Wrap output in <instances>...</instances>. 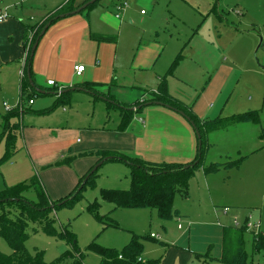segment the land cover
Instances as JSON below:
<instances>
[{
  "label": "crops",
  "instance_id": "1",
  "mask_svg": "<svg viewBox=\"0 0 264 264\" xmlns=\"http://www.w3.org/2000/svg\"><path fill=\"white\" fill-rule=\"evenodd\" d=\"M86 1L0 0V11L9 16L0 21V137L9 123L20 127L21 142L13 136L10 145L16 140L27 161L39 167L43 190L51 202L75 197L83 190L87 175L106 157L123 155L150 164L187 167L198 159L200 147L184 111L147 105L136 112L128 129L121 130L122 113L106 98L127 105L150 103L151 92L166 79L170 96L192 113L202 128L203 162L193 169L187 189L174 197V215L168 221L160 218L157 209H121L102 200L113 211L124 210L116 217L128 229L124 248L138 238L142 250L136 259H142L137 261L140 264H227L223 260L228 253L227 237L241 234L239 244L246 253V264H264V248L255 246L253 233L243 234L239 231L242 227L234 224L252 217L239 215V208L245 206L240 193L264 190V43L260 39L264 36V0H232L226 7L220 0H181L187 14L195 15L193 26L184 22L190 41L182 49L181 44L169 45L159 35L163 32L152 27L159 5L168 8L173 0H100L49 26L30 65L36 88L26 86L23 58L30 34L38 33L49 18L70 14ZM123 2L129 6L118 11L117 4ZM141 6L151 11L141 14L142 24L137 26L130 13ZM180 55L182 60L171 72ZM77 65L85 68L82 76L76 75ZM252 79L256 87L250 85ZM180 83L190 92L199 90L190 96L179 90ZM232 84L230 98L224 100V92ZM60 87H85L92 93L75 90L68 104L56 108ZM30 98L34 105H28ZM250 113L251 119H239ZM12 132L17 131L14 128ZM110 161L112 170L130 176V186H122L130 189V165L109 159L102 166ZM212 166L217 168L208 171ZM115 186L101 184L103 190L121 188ZM175 220L177 230L172 228ZM255 221L264 235L261 220ZM148 227L163 231L149 233ZM95 254L101 264L102 257Z\"/></svg>",
  "mask_w": 264,
  "mask_h": 264
},
{
  "label": "trees",
  "instance_id": "2",
  "mask_svg": "<svg viewBox=\"0 0 264 264\" xmlns=\"http://www.w3.org/2000/svg\"><path fill=\"white\" fill-rule=\"evenodd\" d=\"M90 1V0H87ZM86 1V2H87ZM100 1V0H99ZM96 2L92 5H89L88 8L96 5ZM86 4V3H84ZM122 4V3H121ZM119 5V4H118ZM87 8V9H88ZM60 14V13H58ZM60 15H56L53 18H49L41 30L33 35V41L28 51L29 56L27 59L26 68L24 69V76H22V81L24 84L31 85L28 77V70L30 69L31 61V50L33 45L38 39V36L41 34V31L51 22H55L59 19ZM182 55H180L175 62L172 64L171 72L175 70L180 62ZM30 74L32 78V85L36 88V85L33 82L32 70L30 69ZM166 79L161 84V86L156 90L151 92V97H153L150 102H161L163 104H169L175 108H179L180 111H184L187 114V117L190 118V121H193L195 126L198 127L202 136V128L199 126L198 122L195 121V118L192 113L184 110L182 105L178 104L174 97L170 96L169 89L167 85ZM85 88V87H84ZM88 89V88H86ZM71 92L61 93L59 98L61 99L56 108L59 105L68 104V97ZM94 94V93H93ZM96 97H99L96 92L94 94ZM109 99V103L113 105V107L120 110L121 114V124L119 129L126 130L128 126L132 122L135 117L136 112H139L141 109L145 108L148 103L146 102H138L135 105H127L117 102L115 99L106 96ZM24 104V102H23ZM24 106V105H23ZM132 108H136L135 111H132ZM178 109V110H179ZM253 113L244 114L240 116L239 119L249 120L251 119ZM7 119V118H6ZM9 120V119H8ZM13 126L11 127L10 123L5 126L4 133L0 137V141L6 140L7 147H11V142L13 140ZM203 142V140H202ZM204 143V142H203ZM203 146L201 150H199L198 159L193 167L186 168V166L179 167L177 165L172 164H156V163H147L141 159H130L123 155L113 156L111 160L114 161H123L130 165L132 168V185L128 190H101L102 191V200L105 202L111 203L116 208H149V209H157L159 216L162 220L168 221L173 218L174 215V204L173 200L177 193H180L187 188V184L189 179L192 176L193 169L197 168L203 161ZM1 162V161H0ZM1 164V163H0ZM217 166H212L208 169V171L214 170ZM96 173L91 175V178L87 181V183L83 186L86 187L88 184L92 182V179L96 177ZM23 186H14V188H9L5 191L0 192V206H13V209H4L5 207H0V236L7 241L12 249V254L5 255L0 252V264H86L85 263V255L80 251L77 246V240L75 236L66 232L65 230L59 231L57 227H55V220L51 217L53 210L57 207H61L62 205L70 204L78 196L81 194L82 190L79 191L75 197L71 195L61 199L59 202H51L48 199L46 192H41L38 195V201H32L22 198L17 192H23L25 189ZM12 193V198L17 197L19 200L9 199V194ZM11 197V196H10ZM14 200V201H11ZM90 210L95 215L98 216L99 212V204L96 201L90 205ZM11 208V207H10ZM100 222H104V217L98 216ZM105 223V222H104ZM34 224L33 232L37 233L38 231H42L44 234L53 236L54 238L64 240L68 244L71 245V251L64 252L62 257L58 258L53 262L45 261V254L42 251H35V253L30 254L26 249V242L28 241L30 235L31 225ZM106 224V223H105ZM107 226H117V224H106ZM37 226V227H36ZM243 234L247 231L245 227L239 229ZM253 240L255 246L261 250L264 248V235L260 234L258 237L253 233ZM231 240V252H229L228 240ZM242 240L241 234H234L227 237L226 249L228 251L227 254L224 255L223 260L227 264H246V253L240 245V241ZM87 250L90 252L98 253L102 257L101 264H140L137 262V255L142 250V245L138 238H135L133 242L127 245L122 252H116L112 249H105L93 242V244L87 247ZM120 256L122 258H120Z\"/></svg>",
  "mask_w": 264,
  "mask_h": 264
},
{
  "label": "rangeland",
  "instance_id": "3",
  "mask_svg": "<svg viewBox=\"0 0 264 264\" xmlns=\"http://www.w3.org/2000/svg\"><path fill=\"white\" fill-rule=\"evenodd\" d=\"M105 1L106 0H102V2ZM231 1L232 0H220V2L223 3V6H225L226 3H229L230 5ZM172 2L173 3L171 6L168 4V8L165 7L166 4L164 3L159 5V8L155 15V19H154L155 21L153 22L152 27L157 28L158 29L157 32L160 31L163 32V33H159V35L163 40H167L169 45L172 42L173 45L181 44L182 45L181 49H182L183 46L184 45L186 46V44H188V42L190 41L189 38L186 39L187 35L184 33V22L190 23L193 26L194 23H191V20L193 19L191 18H193L195 15L191 16L187 14L184 7L181 6L182 4L181 0H173ZM240 8L244 9L242 5ZM142 11H144L146 14V12L148 13L151 11V8L150 7L147 8V6H141L139 8H134L133 12L130 13L132 19L136 22L137 26L141 23L140 19H141ZM199 19L200 18L197 17L195 20L197 21ZM127 23L130 24V21H128ZM261 24L262 26H264L263 22H261ZM140 28L142 27L140 26ZM169 34L173 35L172 39H168L170 37ZM246 35H250V34H246ZM261 37L263 38V43H264V36L261 35L260 39ZM260 39L257 46L261 42ZM248 41H249L248 38H246L245 42ZM241 43L242 41L239 44L241 45ZM182 58L180 59V61L182 60ZM231 71L234 72L235 69L231 68ZM178 73H180V71H178L177 74ZM140 76L141 74H138L136 76V79L140 80L139 79ZM245 78H247V75H245ZM251 82L252 83H250V85L252 87H256V85L253 83V79ZM204 84L205 82H202L201 85ZM135 85H140V84L139 82H135ZM180 86H181L179 88L180 91H184L188 93L190 96L192 95L193 97L196 94V91L199 90L198 88H193V91L190 92V89H188L185 85L183 86L182 83H180ZM135 87H139V86H135ZM202 87H201V91L203 90ZM233 87H234L233 84L227 86L224 92L225 95L224 100L228 101V99L230 98V94L234 89ZM144 88H147V91L149 90L148 87H144ZM150 89H154V88L150 87ZM77 94H82V93H77ZM67 108L69 109L70 107ZM14 128L16 129L17 132H15L13 136L17 137V139L19 138L18 140L22 139L20 127L14 125L13 129ZM5 141H6L5 139L0 141V155L2 156L0 157V161H1L0 192L5 191L9 188H14V186H23L22 188L25 190L23 192L20 193L17 192V193L22 198L27 199L29 201L30 200L38 201L39 193L45 191L43 190L44 184L42 181L39 167L34 166V164L29 159L27 161L25 151H23L22 147L18 145L16 146V140L13 143V147H7ZM3 142L5 144H3ZM4 145L6 148L4 147ZM23 155H25L24 161H23ZM18 158H22V160L21 159L18 160ZM111 162L113 161L106 163V165L102 166L100 169L97 170L96 175L97 177H99L100 175V177L99 178L96 177L98 181L94 185L92 183L90 185L88 184L86 187H84L81 194L78 196V198H76V200H74L70 204L57 207L55 210H53L51 214V217L55 220L54 222L55 227H57L59 231L65 230L66 232H70L75 236L77 240L78 248L85 255L86 264L100 263L99 256L87 250V247L93 244V242L97 243L98 245H101L102 247L105 248L111 247L113 250L115 249L114 251L120 252L124 248V244H126L125 243L126 237H128L127 236L128 229L124 227V225L120 224L119 221L116 220L117 214H119L118 212H123L124 210L113 211V208L109 203L106 204L102 201L101 190L104 189L103 187H101L102 181L105 183V185L109 184V185H116L115 187H121V188H110L112 190L115 189L121 191L127 190L129 187L127 189H124V187H122L123 184H127V186H130V176L119 174L118 172L112 170V168L109 166H112V164L114 163ZM18 167L20 169L15 171L13 174L14 171L13 169H16ZM11 170L13 171L11 172ZM107 189L108 187L106 188V190ZM8 198L19 199L17 197L12 198V193L9 194ZM240 198L242 199V204L244 203L245 206L239 208V210L241 211L239 212L240 213L239 215L242 217H246V215H251L252 217H254L253 219L261 220L262 223L261 230L264 231V190L261 189V191H245L240 193ZM96 201L100 206L98 216L104 217L103 221L106 224L114 223L117 224L119 227L105 225L104 222L99 221L97 215L91 212L90 205L92 203H95ZM0 207H5L4 209L6 210L7 209L15 210L13 209V206L5 205ZM235 210L236 209H233L234 213ZM177 225L178 224H176V220H175L174 224H172V228L177 230ZM34 226H35L34 224L31 225L30 235L28 241L26 242V249L30 254L35 253V251L37 250L42 251L45 254V261L50 263L62 257V254H64V252H67L69 250L71 251V245L68 244L66 241L44 234L41 230L38 231L37 233L33 232ZM162 231H163L162 229H158L155 227L150 229L148 227L149 233L157 232L161 234ZM159 241H161V239H159ZM0 252L5 255L12 254V249L10 245L1 236H0Z\"/></svg>",
  "mask_w": 264,
  "mask_h": 264
},
{
  "label": "water",
  "instance_id": "4",
  "mask_svg": "<svg viewBox=\"0 0 264 264\" xmlns=\"http://www.w3.org/2000/svg\"><path fill=\"white\" fill-rule=\"evenodd\" d=\"M98 1H99V0H90V1H87L86 4L82 5V7L78 8L77 10L72 11L70 14H63V15H60L59 17L64 18V17H66V16H70L71 14L74 15V14H76V13H80V12L86 10V8L89 7V5H92V4H94V3L98 2ZM51 24H52V23L49 22V24H48L47 26H45V28L41 31V34L38 36L37 41H36L35 44L33 45L32 50H31V61H32V59H33V57H34V55H35L34 53H35V51H36V49H37V47H38V44H39V42H40V40H41V36L45 33V31L49 28V26H50ZM30 63H31V62H30ZM28 77H29V81H30V83H31V85H32V78H31V74H30V69L28 70ZM75 90L83 91V92H88V93H92L90 90L88 91V90H86V89H84V88H82V87H73L72 89L59 91L58 94H61V93H68V92H71V93H72V92L75 91ZM58 94H57V95H58ZM152 104H156V105H160V106H167L168 108L174 109V108H173L172 106H170L169 104H166V105H165V104H163V103H161V102H150V103H148L147 105L151 106ZM131 110H132V111H135L136 108H132ZM174 110L176 111V109H174ZM181 114L185 115L184 112H182ZM185 117L190 121V118H188L187 116H185ZM190 123H191L192 126H194V128H195V130H196L197 138H198V142H199V147H200L199 150H201V147H202V145H203V142H202V140H201V133H200V130L198 129L197 126H195V124H194L193 121H190ZM109 159H112V157H106V159H104V161H101L98 165H96V166L91 170L90 174L87 175V178L85 179V181L83 182L82 185H85V183L91 178V175H92L96 170H98V168H100V167H101L106 161H108ZM196 164H198V162H196L195 165H196ZM193 166H194V165H189V166H187L186 168H190V167H193ZM81 187H82V186H81ZM81 187H80L79 189H81ZM16 200H19V199H16ZM11 201H14V200H11Z\"/></svg>",
  "mask_w": 264,
  "mask_h": 264
},
{
  "label": "built area",
  "instance_id": "5",
  "mask_svg": "<svg viewBox=\"0 0 264 264\" xmlns=\"http://www.w3.org/2000/svg\"><path fill=\"white\" fill-rule=\"evenodd\" d=\"M117 5H118V4H117ZM127 6H129L128 3H127V2H123L122 4H119V5L117 6V9H118V11H120L121 9H124V8L127 7ZM142 13L144 14L145 12L143 11ZM117 16L119 17V16H120V13H118ZM8 18H9L8 14L2 13V12L0 11V21H1V22L6 21ZM30 35H31V36L29 37L30 41H29V43H28V45H27V47H26L27 50H26V52H25V56H24V58H23V69L26 68L27 59H28V56H29L28 51H29L30 46H31V44H32V41H33V39H34V38H33V33H31ZM74 68H75V72H76V75H77V76H82V74H83L84 71H85V68H84L83 66H81V65H77V66H75ZM22 75L24 76V74H22ZM47 83H48L50 86H57V84H55L54 81H48ZM62 90H63V89L60 87V88H59V91H62ZM34 103H35V100H34L33 98H30L29 101H28V105L31 106V105H34ZM6 110H10V108H8L7 105H6ZM22 110H24V106H23V104H22V106H21V111H22ZM228 211H229V209H225V212H228ZM234 224H235L236 227H245L246 231H249V232H251V233H254V235H256L257 237L261 234V232H260V223L257 222V221H255V220H253L252 217H250V218L246 221V223H243V224H242V223L239 222L238 220H235ZM151 236L154 238L156 235L154 234V235H151ZM120 258H122V257L120 256ZM138 261L140 262V261H142V259L139 258Z\"/></svg>",
  "mask_w": 264,
  "mask_h": 264
}]
</instances>
